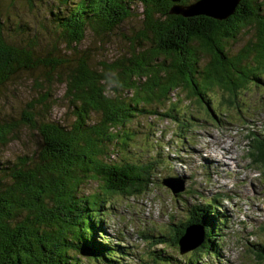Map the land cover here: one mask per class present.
<instances>
[{
  "label": "trees",
  "instance_id": "16d2710c",
  "mask_svg": "<svg viewBox=\"0 0 264 264\" xmlns=\"http://www.w3.org/2000/svg\"><path fill=\"white\" fill-rule=\"evenodd\" d=\"M197 1L46 0L53 29L50 45L63 52L49 58L47 67L63 84L73 119L64 125L44 118L34 108L41 101L27 104L19 119L0 116V146L17 139L22 128L40 137L32 156L18 157L0 176V264H172L154 251L149 253L152 263H142L144 257L134 258L119 238L113 243L106 236L105 211L111 198L145 194L154 168L153 160L115 162L112 155L130 144L131 126L139 118L161 115L179 121L167 113L173 109H157L179 91L215 116L212 91L222 90L223 101L235 104L243 90L264 78L263 0H240L222 21L171 14L174 7ZM1 15L0 5V92L19 73L45 62L35 42L22 47L7 39ZM134 19L140 25L130 26L133 36L126 39L124 54L96 66L89 62L88 49H80L88 34L102 42L122 34L121 28ZM244 31L252 33L251 40L232 52L230 45ZM62 68L66 70L60 73ZM252 143V149L264 146V135L255 136ZM258 166L264 169L263 162ZM91 182L95 191L84 195L82 188ZM204 202L189 208L178 230L160 232L152 243L178 249L184 227L197 224L203 242L180 257L184 264H201L219 254L214 216L218 200ZM254 250L264 264V243ZM127 257L133 259L126 263Z\"/></svg>",
  "mask_w": 264,
  "mask_h": 264
},
{
  "label": "rangeland",
  "instance_id": "374dc122",
  "mask_svg": "<svg viewBox=\"0 0 264 264\" xmlns=\"http://www.w3.org/2000/svg\"><path fill=\"white\" fill-rule=\"evenodd\" d=\"M0 5L7 39L22 47L28 46L29 41L35 42L38 57L45 61L31 71L19 73L1 90L0 116L19 119L27 104L41 101L47 104L46 111L42 103H35L34 108L44 118L64 125L71 123L73 118L64 96L65 88L47 67L49 58L63 53L60 47L56 50L50 45L53 30L52 23H48L50 6L46 0H2ZM137 11L139 16L140 8ZM139 25V20L134 19L118 30L122 34L102 42L88 34L80 49H88L86 55L94 66L99 61L113 60L124 54L126 39L133 36L130 26L138 28ZM243 33L230 45L232 52L251 40L250 31ZM65 70L62 68L60 73ZM48 76L51 79H47ZM46 95L49 97L44 103ZM189 95L179 91L165 107L157 108L159 113L173 109L167 113L177 116L179 121L161 115L141 117L131 126L130 144L114 151L115 162L153 160L154 168L152 184L145 194L111 198L105 211L106 236L113 243L119 238L124 246H129L134 258L144 257L142 263H152L153 256L149 253L154 251L170 258L172 264L176 260L184 264L180 257L189 252L181 255L170 245L165 247L152 242L160 232L178 230L187 220L191 206L217 198L215 212L224 221L223 224L217 221L220 258L215 254L200 263L261 264L254 249L264 243V169L258 166L264 163V146L255 144L251 150L250 145L254 143L249 138L253 137L252 133L264 131V78L248 91L243 90L235 104L223 101L222 90L212 91L210 107L216 109L215 116L199 107ZM16 136L17 139L6 146H0L1 177L18 157L32 156L38 149L40 137L36 131L22 128ZM165 179H173L174 185L183 190L178 195L172 194L162 184ZM95 188L96 184L91 182L82 192L88 195ZM186 227L188 225L184 229ZM131 259L127 257L126 263Z\"/></svg>",
  "mask_w": 264,
  "mask_h": 264
},
{
  "label": "water",
  "instance_id": "95a60500",
  "mask_svg": "<svg viewBox=\"0 0 264 264\" xmlns=\"http://www.w3.org/2000/svg\"><path fill=\"white\" fill-rule=\"evenodd\" d=\"M240 0H198L196 3L181 7L176 6L172 9L171 14L179 15L184 18L194 16H205L213 20L222 21L233 14L236 5ZM162 184L169 188L172 193H178L183 190L182 187H175L173 179H165ZM203 241V232L199 226H188L184 235L179 240L181 253L188 252Z\"/></svg>",
  "mask_w": 264,
  "mask_h": 264
},
{
  "label": "bare ground",
  "instance_id": "6f19581e",
  "mask_svg": "<svg viewBox=\"0 0 264 264\" xmlns=\"http://www.w3.org/2000/svg\"><path fill=\"white\" fill-rule=\"evenodd\" d=\"M223 144V143H222ZM206 156V155H205ZM212 163V162H211ZM176 187V186H175ZM182 191V190H181ZM180 192V191H179ZM182 193V192H181ZM197 205V204H196ZM195 205V206H196ZM204 205V204H203ZM192 225H194V224H190V225H188V226H192ZM225 225V224H224ZM205 226V225H204ZM187 228V227H186ZM186 228L184 229V233H185V230H186ZM184 235V234H183ZM129 247V246H128ZM181 252V251H180ZM181 254H183V253H181Z\"/></svg>",
  "mask_w": 264,
  "mask_h": 264
}]
</instances>
